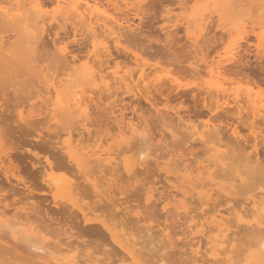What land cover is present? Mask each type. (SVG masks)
I'll list each match as a JSON object with an SVG mask.
<instances>
[{
    "label": "rangeland",
    "instance_id": "rangeland-1",
    "mask_svg": "<svg viewBox=\"0 0 264 264\" xmlns=\"http://www.w3.org/2000/svg\"><path fill=\"white\" fill-rule=\"evenodd\" d=\"M38 1L48 22H0V264H264V204L250 202L264 199V0H98L131 24L108 35L99 18L94 38ZM215 65L225 96L208 85ZM51 80L85 108L60 111Z\"/></svg>",
    "mask_w": 264,
    "mask_h": 264
},
{
    "label": "bare ground",
    "instance_id": "bare-ground-1",
    "mask_svg": "<svg viewBox=\"0 0 264 264\" xmlns=\"http://www.w3.org/2000/svg\"><path fill=\"white\" fill-rule=\"evenodd\" d=\"M56 2V5H57V8H65L66 10H68V11H72V13H74V15H75V17L77 16V17H80L81 19H84V21H81L80 19H77V20H79V21H81V23L82 22H84V23H86L87 25H91L94 21L96 22L99 18H100V21L102 20L103 22H102V25L100 24V23H97V25L98 24H100L98 27H100V28H102V29H100L103 33L104 32H106V33H109L108 35H110V34H114L116 31L118 32V31H120V30H124V29H126L127 30V28H130V24H131V22H129V20L130 19H123L122 18V21H118V19H116V18H114L113 17V15H109V13H107V11L105 10V9H102L100 6V2L98 1V0H51L50 2ZM7 4H6V7L7 8H4L5 10H0V22H2V18H6V17H19L20 15H22L23 16V14H28L29 12H32L31 13V15H35V20H37L38 21V19H36V16L37 15H42L41 16V18L42 17H44L43 16V12L45 11V10H43V8L44 7H42V4H40V2L38 1V0H7ZM5 3V2H4ZM231 3V2H230ZM235 4V3H234ZM9 5V6H8ZM236 5V4H235ZM238 5V4H237ZM236 5V6H237ZM5 6V5H4ZM234 6V5H233ZM235 6V8H238V6L236 7ZM53 10V9H52ZM61 10H63V9H61ZM51 11V10H50ZM54 11H56L55 10V8H54V10H53V12ZM58 11H59V9H58ZM37 14H35V13ZM57 12V11H56ZM26 14V15H27ZM45 14V16H46V13H44ZM17 15V16H16ZM49 15V14H48ZM73 15V16H74ZM85 15H86V17H85ZM58 16V15H57ZM28 17H30V19L32 20V18H31V16H29L28 15ZM38 17V16H37ZM50 17V16H49ZM54 17H55V15H54ZM53 17V18H54ZM72 17V16H71ZM76 17V18H77ZM9 18H7V19H9ZM14 18V20H16ZM21 18V20H22V17L20 16L19 17V19ZM40 18V20H41V22H42V20H44L43 18L41 19ZM45 18V17H44ZM51 18H52V16H51ZM102 18V19H101ZM68 19V18H67ZM106 19V20H105ZM10 20V19H9ZM28 20H29V18H28ZM27 20V21H28ZM46 20V19H45ZM44 20V21H45ZM12 21H13V19H12ZM16 21H20V20H16ZM30 21V20H29ZM28 21V22H29ZM47 21V20H46ZM30 22H32V21H30ZM33 22L35 23V21L33 20ZM38 22H40V21H38ZM48 22V21H47ZM88 22V23H87ZM94 22V23H95ZM58 24V23H57ZM83 24V23H82ZM36 25V24H35ZM84 25V24H83ZM31 26H33V25H31ZM37 26V25H36ZM40 26V25H39ZM95 27H96V24L94 25ZM85 27H87L86 25H85ZM89 27V26H88ZM95 27H93L92 25H91V28L94 30V32H92V33H94V35L91 33V35H93V38L94 37H96V35H97V33H95V30H96V28ZM95 28V29H94ZM21 29V28H20ZM86 29H88V28H86ZM85 29V30H86ZM98 30H99V28H97ZM133 29V31H134V28H132ZM136 29V28H135ZM38 30H39V28H38ZM83 30V29H82ZM92 30V31H93ZM130 30V29H129ZM77 31V30H76ZM90 32H91V30H89ZM132 31V30H131ZM37 32V31H36ZM125 32V31H124ZM129 32V31H128ZM66 33V32H65ZM88 33V32H87ZM100 33V32H99ZM122 33H123V31H122ZM29 34H30V32H29ZM102 34V33H101ZM117 34V33H116ZM120 34V33H119ZM119 34H117L118 36H120ZM31 35V34H30ZM70 35V34H69ZM107 35V34H106ZM13 36H14V34H13ZM117 36V37H118ZM28 37V36H27ZM116 37V36H115ZM106 38V37H105ZM112 38V37H111ZM24 40H25V38H23ZM29 39H30V36H29ZM116 39V38H115ZM112 40V39H111ZM3 41V40H2ZM1 40H0V44H2V46L4 45V48H6V44L4 43L5 42V40H4V42H2ZM29 41H31V40H29ZM33 41V40H32ZM31 41V42H32ZM34 41H35V39H34ZM199 41V40H198ZM25 42H27L28 43V41H25ZM24 41H23V43H25ZM31 42H29L28 43V46H30V49H32L31 47H33L34 48V46H32L30 43ZM100 42V41H99ZM99 42H95V41H93V43H92V46H93V48H94V51L93 52H95V51H97L98 49H95V47H98L99 45H98V43ZM108 43V42H107ZM30 44V45H29ZM1 46V47H2ZM102 47V46H101ZM101 47H100V49H101ZM27 48V47H26ZM29 48V47H28ZM85 48V47H84ZM107 49L106 48V46H105V44L103 45V47H102V49L105 51V49ZM1 49V48H0ZM29 49V50H30ZM3 50V52L5 53V49H2ZM5 50V51H4ZM1 51V50H0ZM3 52L1 51V53L3 54ZM89 52H91L90 50H89ZM103 52V51H102ZM60 53V52H59ZM65 53V52H64ZM1 54V55H2ZM61 54V53H60ZM67 54H69V53H67ZM108 54H110L109 52L106 54V55H108ZM0 55V56H1ZM70 55V54H69ZM90 55H92V54H90ZM89 55V56H90ZM95 55L96 54H94V55H92V58H93V56L95 57ZM111 55V54H110ZM2 56H4V54L2 55ZM18 56V55H17ZM77 56V55H76ZM61 57H63V60L64 59H67V58H64V56H62L61 55ZM66 57V56H65ZM84 57V56H83ZM91 57V56H90ZM89 57V58H90ZM5 58H7V57H5ZM5 58H2V59H5ZM69 59V58H68ZM67 59V61L66 62H69L70 63V65H72L71 63H75V62H77V61H79V59L77 58V57H73L70 61ZM81 59V58H80ZM94 59V58H93ZM140 59V58H139ZM88 60V59H87ZM92 60V59H91ZM108 60V59H107ZM138 60V59H137ZM1 61H3V60H1ZM5 61H6V63H7V60L5 59L3 62L5 63ZM17 61V60H16ZM18 61H19V59H18ZM88 61H90V59L88 60ZM14 62V61H13ZM13 62H11V60H10V63H12L13 64ZM96 62V61H95ZM3 63V64H4ZM5 63V65H7ZM15 63V62H14ZM106 63V62H105ZM108 63V62H107ZM11 64V65H12ZM92 64V63H91ZM103 64V63H102ZM141 64V63H140ZM78 65H80V63L78 64ZM84 65V64H83ZM93 65H95V64H93ZM92 65V66H93ZM137 65H139V64H137ZM208 65V64H207ZM32 66V65H31ZM35 66H37V65H35ZM97 66H98V64H97ZM116 66V65H115ZM204 65H202V67H203ZM211 66V65H210ZM106 67V66H105ZM108 67V66H107ZM143 67V66H142ZM142 67H139V70H140V76H142V74H144L143 73V71H145V68L143 69ZM208 67H209V65H208ZM96 67L94 66V69L93 68H91L90 66L89 67H87V66H85V70L86 71H84L85 72V75L84 76H86V77H89L90 79L89 80H92L93 81V83H95V81H97L96 80V78L97 79H99V77H100V81L102 82L103 80H104V77L105 76H103L102 74H99V73H101L99 70L97 71V69H95ZM115 68V67H114ZM117 68V67H116ZM138 68H136V70H137ZM220 67L218 66V65H215V66H212L211 68H210V70H209V73H210V76H209V81H208V85L209 86H212L215 90H216V92H220V91H222L221 93H220V95L222 96V95H224V94H222V93H227V92H224V91H226L227 89L226 88H228V87H225L224 85H223V83L221 82V80H220ZM95 70L97 71L96 73H95ZM117 70H118V68H117ZM135 70V69H134ZM36 72H38V71H36ZM112 72H114V73H112V74H114L115 75V79L117 78L116 77V74H119V72L117 73V71L114 69V71H112ZM80 73V75H81V71L79 72ZM89 75V76H88ZM104 75H106V74H104ZM140 76L138 75V77L140 78ZM117 79H120V78H117ZM122 79V78H121ZM123 79H124V77H123ZM224 79V78H223ZM222 79V80H223ZM62 80H64V79H62ZM88 80V81H89ZM114 80V79H113ZM112 80V81H113ZM125 80V79H124ZM128 80V79H127ZM174 80V79H173ZM52 81V80H51ZM58 81V80H57ZM57 81H56V83H57ZM118 81V80H117ZM122 81V80H121ZM54 82V80L52 81V83H50V87H49V90H48V92L49 91H51L52 90V92L51 93H55V95H56V101L57 102H55V103H57V105L59 106V108L58 109H60V111L63 109V110H72L73 108H75V109H77V110H79V111H81V109H84L85 108V99H86V96H84V95H82L83 93H84V91H83V93H78V91L77 92H75V95L73 96V97H71V95L69 94V93H67V94H69L70 96H68V97H66L65 95L64 96H60L59 97V88H62L63 86H64V88H65V85H63V83H61V82H59L58 81V83H61L63 86H60V84H56L55 82ZM64 82H66V81H64ZM98 82V81H97ZM205 82V81H204ZM89 83H92L91 81H89ZM207 83V82H206ZM44 84V83H43ZM64 84H66V83H64ZM102 84V83H101ZM104 84H105V82H104ZM129 84V83H128ZM127 83L125 84V86H127L128 85ZM91 85V84H90ZM130 85V84H129ZM201 85V84H200ZM108 86V85H107ZM113 86H116V85H113ZM121 86V85H120ZM176 86V85H175ZM104 87V86H103ZM196 87V86H195ZM207 87V86H206ZM101 88V87H100ZM107 88V87H106ZM109 88H110V86H109ZM124 88V87H123ZM209 88V87H208ZM207 88V89H208ZM48 89V88H47ZM229 89H231V88H229ZM46 90V89H45ZM62 90H64V89H62ZM61 90V91H62ZM114 90V89H113ZM131 90V89H130ZM215 90H213V91H215ZM81 91V90H80ZM103 91V90H102ZM229 91V90H228ZM50 93V94H51ZM98 93V92H97ZM209 93V92H208ZM66 94V93H65ZM76 94H77V97H76ZM219 94V93H218ZM250 94V93H249ZM249 94H248V96H249ZM63 95V94H62ZM228 95H229V93H228ZM52 96V95H51ZM84 96V97H83ZM225 96V95H224ZM64 97V98H63ZM66 97V98H65ZM71 97V98H70ZM228 97H230V96H228ZM229 99H231V98H229ZM87 100V99H86ZM242 100V99H241ZM88 101V100H87ZM238 101V100H237ZM84 102V103H83ZM84 105H83V104ZM88 103V102H87ZM53 104H54V102H53ZM56 105V104H55ZM87 105V104H86ZM249 105V104H248ZM57 107V106H56ZM73 107V108H72ZM87 107V106H86ZM66 108H69V109H66ZM210 110V109H209ZM73 111V110H72ZM71 111V112H72ZM75 111V110H74ZM85 111V110H84ZM248 111V110H247ZM257 111V110H256ZM255 110L252 112L253 114H256L257 115V113L259 114V108H258V111L256 112ZM264 111V110H263ZM53 112V111H52ZM78 112V111H77ZM82 113H84V112H82ZM248 113V112H247ZM264 114V113H263ZM220 115V114H219ZM221 116V115H220ZM246 116V115H245ZM254 117H255V115H254ZM242 118V117H241ZM257 118V117H256ZM221 119V118H220ZM244 119V118H243ZM215 120V119H214ZM254 121H255V119H253ZM121 122H122V118H121V120H120ZM216 121V120H215ZM209 122H210V118H209ZM241 122V121H240ZM211 123H213L212 121H211ZM210 123V124H211ZM129 124H131V123H129ZM254 124V123H253ZM250 125V124H249ZM126 126V125H125ZM221 126V125H220ZM202 127H208V125L207 124H203L202 125ZM213 127V126H212ZM252 127V126H251ZM254 127V126H253ZM260 127V126H259ZM262 128V127H261ZM129 129H131V126H130V128ZM135 129V128H134ZM136 129H138V128H136ZM135 129V130H136ZM199 129V128H198ZM254 129V128H253ZM141 131V130H140ZM123 132V131H122ZM137 132H138V130H137ZM136 131L134 132V134L133 135H135L136 133H137ZM201 132V131H200ZM193 133V132H192ZM202 133H204V130L202 131ZM81 134V133H80ZM69 135H70V133H69ZM131 135V134H130ZM70 137H71V135H70ZM134 137V136H133ZM69 139V138H68ZM241 139V138H240ZM240 139H238V140H240ZM231 140V139H230ZM66 141V140H65ZM70 141H72V140H70ZM233 141V140H232ZM68 142V141H67ZM236 143H237V141H236ZM239 143V142H238ZM69 144H71V146H72V148H73V150H75L74 149V147H76V145L73 147V145L74 144H79L80 145V147L82 148L83 147V145L81 146V144L80 143H77V142H75L74 144H73V142L71 143H68V145L67 146H69ZM73 144V145H72ZM240 144V143H239ZM79 145H78V147H76L77 148V152H78V150H81V148L79 149ZM66 146V145H65ZM65 146H63V147H65ZM85 147V146H84ZM83 147V148H84ZM71 150V149H70ZM66 151H68V150H66ZM72 151V150H71ZM76 151V150H75ZM87 151V150H86ZM85 151V152H86ZM93 151V150H92ZM90 152V151H89ZM81 153V159L82 158H85V159H83V160H79V162L81 161V164H79V167H81V171H87L88 169H85L84 167L85 166H87L86 165V159H90L89 158V156L86 154V155H84L85 153H84V149H83V152L81 151L80 152ZM70 154V153H69ZM89 154V153H88ZM93 154V153H92ZM84 157H83V156ZM66 156V155H65ZM70 156H72V155H70ZM85 156H87V158L85 157ZM92 156V155H91ZM90 156V157H91ZM70 158H72V157H70ZM92 158V157H91ZM99 159H100V157H98ZM98 159V160H99ZM94 160V159H93ZM92 159L90 160V161H93ZM96 160H97V158H96ZM102 160V159H101ZM89 161V160H88ZM74 162V161H73ZM85 162V163H84ZM100 162V161H99ZM89 163V162H88ZM98 163V162H97ZM140 164V163H139ZM75 165V164H74ZM82 165V166H81ZM89 166V165H88ZM49 168V167H48ZM187 168V167H186ZM50 169V168H49ZM182 170V169H181ZM85 173V172H84ZM87 173H89V172H87ZM84 178V177H83ZM179 178V177H178ZM55 180V179H54ZM190 181V180H189ZM191 182V181H190ZM61 183V182H60ZM92 184H94L93 185V187H96V185H95V183H92ZM97 184V183H96ZM63 185V184H62ZM63 186H65V185H63ZM67 186V185H66ZM69 186V185H68ZM67 186V187H68ZM98 186V185H97ZM71 187V186H70ZM60 190V189H59ZM184 199H185V197H184ZM1 201V200H0ZM261 203V204H264V199L261 197V196H259V198L258 199H252V201H250V202H252V205H254L256 202L257 203H259V202ZM2 203V202H1ZM187 203V202H186ZM260 204V205H261ZM3 205V204H2ZM256 205H258V204H256ZM255 206V205H254ZM247 207V206H246ZM257 207V206H256ZM214 208V207H213ZM229 209V208H228ZM255 209V208H254ZM7 210V209H6ZM5 210V208H4V206H2V208H1V205H0V217H2L3 216V218H4V216L6 215V213H7V211ZM212 210V209H211ZM216 210V209H215ZM218 210V209H217ZM216 210V211H217ZM240 210V209H239ZM248 210V209H247ZM212 211V212H214L215 214L213 215V221L215 222V224H217L219 227H222V225H221V223H222V221L223 220H225V222H228V221H226L227 220V218H225V214H223V213H221V211L219 210V211ZM224 211V210H223ZM253 211V210H252ZM257 211V210H256ZM228 213H230L229 211H227ZM15 213V212H14ZM19 213V212H18ZM246 213V212H245ZM244 213V214H245ZM253 213V212H252ZM259 213H261V212H259ZM24 214H26L25 212H24ZM204 214H206V213H204ZM207 214H208V212H207ZM212 214V213H211ZM15 215V214H14ZM20 215V214H19ZM27 215V214H26ZM24 217V216H23ZM193 217V216H192ZM208 217V216H207ZM15 221H12V222H14V226H12V227H14V229L16 228V225L15 224H20V223H24V224H27L28 223V221H29V218L26 216V218H23V220L22 221H20L21 219H20V216H15V217H12ZM209 219V218H208ZM0 220H2V219H0ZM10 220V219H9ZM9 220H7V221H9ZM6 221V222H7ZM4 222V221H3ZM8 223V222H7ZM10 223V222H9ZM30 224H33V223H30ZM213 224V223H212ZM222 224H227V223H222ZM4 225H6V224H4ZM3 225V226H4ZM13 225V224H12ZM37 225V224H36ZM36 225H34L33 226V228L34 227H36ZM2 226V225H1ZM9 226V225H8ZM218 226H216V227H218ZM38 227V226H37ZM211 227V226H210ZM21 227H18V229H20ZM23 228V227H22ZM25 228V227H24ZM33 228H31V229H29V230H27V232L29 231L30 233H31V231L30 230H32L33 231ZM108 228V227H107ZM224 228H226V227H224ZM227 228H228V225H227ZM226 228V230H228ZM18 229H16V231H18ZM38 229V230H37ZM37 229H35L34 228V230H36L37 232V234L39 233L40 234V230H39V228H37ZM212 229V228H211ZM211 229H209V230H211ZM220 229V228H219ZM259 229H260V227H259ZM222 230V229H221ZM223 230H225V229H223ZM213 231V230H212ZM28 232V233H29ZM211 232V231H210ZM21 233V232H20ZM28 233H26V234H28ZM34 233V232H33ZM38 234V235H39ZM127 234V233H126ZM24 235H25V232H24ZM31 235V234H30ZM30 235H28L29 237H31ZM35 235V234H34ZM121 235V234H120ZM222 235V234H221ZM224 235L225 236H227L226 234H223V236L222 237H224ZM40 237V236H39ZM128 238V237H127ZM230 239V238H229ZM27 240V239H26ZM127 240H129V238L127 239ZM135 240V239H134ZM224 240H226V239H224ZM233 240V239H232ZM123 241H124V239H123ZM138 241V240H137ZM229 241V240H228ZM125 242V241H124ZM130 242V241H129ZM222 242V241H221ZM225 242H227V241H225ZM131 243V242H130ZM139 243V242H138ZM40 244V243H39ZM44 244V243H43ZM42 244V245H43ZM133 244H136L134 241H133ZM142 244V243H141ZM140 244V245H141ZM227 245V244H226ZM260 246L262 245L263 246V248H264V242H262V244H259ZM258 245V246H259ZM33 246V245H32ZM131 246V245H130ZM130 246H128V247H130ZM143 246V245H142ZM262 246L260 247V248H262ZM141 247V246H140ZM140 247H137V248H139L140 249ZM227 247V246H226ZM137 248H134V246H133V250H136ZM217 248V247H216ZM225 248V247H224ZM223 248V249H224ZM259 248V249H260ZM222 249V250H223ZM229 249V248H228ZM39 250V249H38ZM41 250H43V251H45L44 249H42L41 248ZM226 250V249H225ZM68 251V250H67ZM220 251V250H219ZM259 251V250H258ZM38 252V254H39V251H37ZM134 252V251H133ZM220 253H223V252H221L220 251ZM48 253H44V252H41L39 255H37L36 257H37V260L35 261V260H33L34 261V264H53L54 262L52 261V260H50V256L49 255H47ZM35 256V255H34ZM33 256V257H34ZM36 257H34V258H36ZM261 258V257H260ZM72 260V259H71ZM71 260H69L68 259V261H70V262H65V263H67V264H69V263H71V264H75L74 263V261H71ZM58 261V260H57ZM261 261L263 262L264 261V258H263V260L261 259ZM84 262V261H83ZM80 263V262H79ZM79 263H76V264H79ZM85 263H87V262H85ZM57 264H62V262H59V263H57ZM64 264V263H63ZM88 264H91V263H88Z\"/></svg>",
    "mask_w": 264,
    "mask_h": 264
}]
</instances>
